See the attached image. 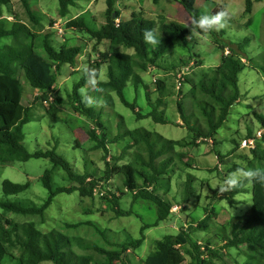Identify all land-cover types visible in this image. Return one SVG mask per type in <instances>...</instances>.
Segmentation results:
<instances>
[{
	"label": "rangeland",
	"instance_id": "obj_1",
	"mask_svg": "<svg viewBox=\"0 0 264 264\" xmlns=\"http://www.w3.org/2000/svg\"><path fill=\"white\" fill-rule=\"evenodd\" d=\"M35 16L41 20L42 27H49V21L66 23L72 18L84 15L88 24L94 29L106 23V11L108 1H112L115 11H120V19L126 21L131 17L132 12H143L145 17L154 20L159 24L160 17H169L178 23L187 25L186 13L182 6L173 0H160L154 4L153 0H79L77 8L71 9L68 18L61 19L58 0H28ZM198 4L197 10L200 15H215L222 10H228L232 13L227 26L220 31H210L204 35H191L187 37L186 45L178 47L176 53L168 55L157 61V67L151 68L148 72H142L143 83L139 87L130 84L125 89V96L129 103L136 105L135 112L142 115L137 118L136 113L131 108L124 105L115 93L111 98H103L105 95L96 93L92 85L88 84L83 90L84 96L91 91L90 97L96 103L92 106L97 111L101 110V123L104 125L106 136H102V128L91 121L85 114L80 115L75 108L79 107L76 99L73 97L74 84L82 77L84 62L94 55V42L86 34L82 37L75 35V39L70 40L71 45L82 47L77 68L65 65L56 85L50 91L51 95L61 98V102L54 108L52 102H36V97L40 94L33 90L28 84L23 83V102L27 106H32L30 115L31 121L24 126L25 141L24 145L29 152H45L56 150V153L67 160L73 170L83 173L85 170L97 172L102 176L106 170V164L103 161L104 149H96L97 141L92 137L94 130L99 140L106 139L105 142L111 155L118 152H124L128 147V137L121 138L127 130L144 128L149 132L157 133L166 140L179 141L174 146V151L165 148L167 152H180L190 158V166L184 165V161L174 157V165L169 167L168 173L172 178L171 194L164 197L165 200L181 206L178 213L170 216L167 220L161 222L158 226L151 227L145 231V243L138 249H132L128 244L141 238V228L144 225H153L157 221V206L151 201L144 199L134 200L132 192L126 193L120 200L118 208L123 212H132L129 216L117 217V215L108 207V204L102 200L104 196L111 197L109 187L100 188L99 194L95 198H82L78 193L59 194L54 199L53 204L45 213V222L39 217H23L9 214L8 217L17 223L34 222L42 232L59 230L68 236L82 238V246L75 245V251L78 254H90L98 262L103 257L97 253L98 248L108 251L119 250V245H126L127 250L122 256L119 264H143L146 257L153 250L154 243L166 235H175L180 232L182 226L193 222L198 224L207 220L208 229L192 231L193 239L204 242L210 240L215 248H223L225 242L221 239L220 230L224 229L228 236L234 226L238 223L242 226L239 218L246 214L249 215L252 206L251 185H246L247 192L235 197L233 201L225 199V191L220 187L225 180L236 173L231 170L234 165L245 170V157L250 156L251 149L255 147L243 146L247 139V132L263 131L262 125L256 119V113L264 116V0H251L252 13H244L246 0H190ZM11 11L7 6L3 7L0 15L4 18L29 23L32 22L26 13V9L20 0H10ZM213 9V12H212ZM215 9V10H214ZM202 12V13H201ZM191 22V20H190ZM65 36H53V45L57 48L66 43L67 38L74 34L66 29ZM35 32L38 30L33 29ZM55 33V31L53 30ZM160 42L162 33L159 29L154 32ZM222 33V34H221ZM67 37V38H65ZM189 38V39H188ZM80 39V41H78ZM158 44L152 45L155 48ZM109 42H104L100 51L108 50ZM229 48L236 56L243 57L248 62L239 74V89L241 93L240 101L237 102L230 111L229 117L224 126L217 132L214 138H203L196 140V134L188 131L184 124V118L180 116L178 103H182L186 113L190 115L193 108V99L188 97L190 91L189 85L178 86L179 73L176 70L181 69V58L189 63V57L192 60L203 63L201 68L195 65L191 68L187 78L198 76L200 72L208 71L222 63L224 50ZM133 53L132 50H127ZM96 54V53H95ZM182 56V57H181ZM94 57V56H93ZM82 66V67H81ZM184 66V65H183ZM187 72V70H186ZM101 80H107V69L103 66ZM157 81V82H156ZM162 81L165 83V89L157 90L156 83ZM155 82V83H154ZM148 87L149 99L146 96ZM98 94V96H94ZM157 99L162 100L160 112L170 122V124H158L149 115L153 107H157ZM85 102V100H83ZM77 103V104H76ZM198 116H200L198 114ZM201 117V116H200ZM186 119H188L186 117ZM196 121L194 125L200 126L201 130H209V125L202 118ZM93 131V132H94ZM100 133V135H98ZM117 136L120 138L117 140ZM152 142H157V147L164 146L162 141H157L152 137ZM236 141L239 145L232 143ZM79 144V145H78ZM263 145V142L260 144ZM128 152H131L129 150ZM128 156L123 161H129ZM112 161L108 159L111 165ZM46 171L51 172V181L53 188L69 187L71 183L67 179L66 172L54 165L49 159H31L26 162H15L11 165H0V197L3 195L2 186L5 180H10L18 184L29 183L30 187L18 196L19 199L31 200L37 205H41L48 197V190L44 187L42 177ZM193 177L194 194L189 204L183 203V184ZM244 178H241L243 180ZM109 186L117 194L118 188L123 187V179L116 176ZM215 192H217L215 194ZM160 193V192H159ZM160 195H163L160 193ZM16 198V197H15ZM13 198V199H15ZM207 218H206V217ZM210 216V219H209ZM67 223L82 226L76 229H68ZM104 236V237H103ZM226 237V236H225ZM223 259L216 264H264L259 262L257 256L254 257L252 251L238 252L235 248H229L222 251ZM257 255V254H256ZM6 264H18L13 260ZM41 264H52L44 262ZM183 264H188V260Z\"/></svg>",
	"mask_w": 264,
	"mask_h": 264
},
{
	"label": "trees",
	"instance_id": "obj_2",
	"mask_svg": "<svg viewBox=\"0 0 264 264\" xmlns=\"http://www.w3.org/2000/svg\"><path fill=\"white\" fill-rule=\"evenodd\" d=\"M26 9V13L33 23L23 21L9 22L3 15H0V165H11L15 162H26L31 159H49L54 168H61L66 172L67 179L71 183L69 187L53 188L51 172L46 171L42 177L44 187L48 190V197L41 205L35 204L31 200L19 199L18 196L24 193L29 187V183L18 184L10 180H5L2 186L3 195L0 197V264L17 261L18 264H41L50 262L52 264H119L123 254L128 249L126 245H119V250L108 251L98 248L96 251L103 257L98 262L90 254H78L75 245L82 246V238L68 236L62 231L51 230L42 232L34 222L17 223L8 217L9 214L23 217H39L45 222V213L53 204L54 199L59 194L78 193L82 198H95L98 189L102 186L109 187L108 193L111 197L101 196L108 207L117 215L129 216L132 212H123L118 208L121 198L129 192L134 195V200L144 199L153 202L157 206V221L153 225H144L141 228V238L130 242L129 247L138 249L145 243V231L151 227L158 226L167 220L171 215V208L174 203L167 201L171 194V176L168 173L169 167L174 165V157L184 161V165L190 166V158L180 152H167L165 148L174 151V146L179 141L166 140L163 136L147 131L144 128L127 130L121 138L128 137V147L124 152L111 155L105 142L106 139L99 140L95 131L91 132L92 137L97 141L96 149H104V162L106 170L98 176L97 172L84 171L78 173L73 170L70 163L56 153V150L45 152H29L25 145L24 126L31 121L32 106H27L23 102V83L28 84L33 90L39 91L36 102L47 100L51 90L58 82L62 69L65 65L77 68L78 58L82 53L81 46L71 45L70 40L75 39V35L82 37L86 34L94 42V57L84 62L82 77L73 86V97L79 103L75 108L80 115H86L97 127L102 128V136H106L104 125L101 123V110L95 107H88L83 102L85 97H90L91 91L84 96L83 90L88 86L86 69L95 70L98 73V82L92 89L96 93L105 95L103 98H111L115 93L119 100L135 112L136 105L129 103L125 96V89L133 84L139 87L142 80V72H147L150 66L157 67V61L166 58L168 55L176 53L178 47L186 45L187 37L190 38L192 21L201 16L190 0H173L183 6L190 15L191 22L183 25L165 17H160L159 24L154 20L145 17L143 12H132L131 17L116 24V19L121 16L120 11H115L112 1H108L106 11V23L99 29H94L88 24L84 15L70 19L66 24V29L73 32L62 46L55 47L53 44V21H49V27H42L41 20L33 13L28 0H20ZM60 18L66 19L71 14L72 8H77L79 0H58ZM160 0H153L158 4ZM10 0H0V14L3 7L7 6L11 11ZM244 13H252L253 5L251 0H246ZM202 13V12H201ZM38 30V31H34ZM159 29L162 38L155 48L145 43V31ZM199 31V30H198ZM66 34V33H65ZM65 34L62 36L64 37ZM199 34L204 35L202 31ZM222 34V33H221ZM188 38V39H189ZM178 40L182 41L179 42ZM79 41V40H78ZM104 42H109L108 50L100 51ZM226 47H223V50ZM132 50L133 53H128ZM96 53V54H95ZM222 63L208 71L200 72L198 76H192L182 80L181 87L189 85L188 97L193 99V108L190 115L186 113L184 105L178 103V110L181 119L188 131L196 134V140L203 138H214L217 132L227 121L231 108L240 100L239 74L244 69L243 57L236 56L232 51L223 55ZM182 57V56H181ZM189 63L194 62L189 57ZM181 64L187 65L183 58ZM196 68H201L203 63L194 62ZM182 65V66H183ZM103 66L107 69V80H101ZM180 70V69H179ZM177 71V70H176ZM264 75V69H262ZM157 82V81H156ZM157 90L165 89V83H156ZM98 94H94V96ZM146 96L149 99L148 87ZM54 108L61 102V98L54 96ZM76 103V104H77ZM162 104L161 99H157V107L149 115L158 124H170L160 112L158 105ZM137 118L142 115L135 112ZM198 114L201 116H198ZM186 117L188 119H186ZM256 119L264 127V116L256 113ZM206 121L209 130H201L200 126H192L196 121ZM100 135V134H98ZM157 141H162L163 147H157V142H152V137ZM253 131L247 132V138H253ZM120 136H117V140ZM255 149H251L250 156L245 157L246 170L253 168H264V146L259 140ZM232 143L239 145L238 142ZM79 145V144H78ZM131 150V152H128ZM128 156L130 160L123 161ZM111 158V165L108 158ZM241 167L234 165L231 170H238ZM116 176L123 179V187L118 188L117 194L108 185ZM193 177L188 178L183 184V203H188L194 194ZM251 185L252 206L249 215L239 218L242 226L238 223L228 236L222 232L221 239L225 242L223 248H215L210 240L199 242L191 237L192 231L196 228L192 224L187 230L181 229L175 235H166L154 243L153 250L144 260L143 264H183L188 260V264H216L223 259L222 251L235 248L241 253L252 251L258 261H264V183L249 181L244 178L239 183L229 188L224 198L233 201L236 196L247 192L246 185ZM106 188V187H105ZM163 195H160V193ZM217 192H215L216 194ZM16 197V198H15ZM15 198V199H13ZM207 218V217H206ZM210 219V216H209ZM193 223V222H192ZM83 224L67 223L68 229H76ZM200 229H208L207 220L197 224ZM226 236V237H225ZM104 237V236H103ZM83 247V246H82ZM257 254V255H256Z\"/></svg>",
	"mask_w": 264,
	"mask_h": 264
},
{
	"label": "clouds",
	"instance_id": "obj_3",
	"mask_svg": "<svg viewBox=\"0 0 264 264\" xmlns=\"http://www.w3.org/2000/svg\"><path fill=\"white\" fill-rule=\"evenodd\" d=\"M182 8H183V6H182ZM183 10L185 11L184 8H183ZM231 15H232V13H230L226 9L217 12L215 15H201L198 18H196V19H194L192 21L191 33H192V35H199V32L200 31H202L203 33H208L210 31H220V30L224 29L227 26L228 20L231 18ZM6 19L9 20V22H11V20H12V18H6ZM115 20H116V24H120L121 23V19L120 18L119 19H116V15H115ZM60 21H61V25L58 22L55 21V23H53V28L52 29L55 31V33L59 37H62L65 34V30H64L63 26H66V24H67L68 21L66 23H63L62 20H60ZM12 22H14V20ZM56 24L59 25V28H57L55 26ZM60 30H62V32H60ZM144 40H145V43L152 44V45H156V44L159 43V40L157 38V35L153 31H145V33H144ZM230 51L231 50L226 47L224 49V55L230 54ZM242 60H243V62L245 64H248V62H246V59L243 58ZM194 65H196V64H194V62L188 63L187 65L182 66L180 70H177V72L179 74L180 73H183V79L185 78V81H186V78L190 74L191 68H193ZM151 68H156V67L155 66H150L148 68V70L150 71ZM186 70H187V72H186ZM85 71H86V76L88 78V83H90L93 86H95L97 84V82H98V73L95 70H88V69H86ZM181 84H182V82H181ZM179 87H181V86H179ZM36 91H38V90H36ZM53 98H54V96H53ZM85 103L87 105H89V106H92V105H94L96 103V101L93 98L85 97ZM262 128L264 129V127H262ZM258 132H261L260 139H262V137H263V131L260 130ZM258 132L256 134H254L253 138H256ZM247 139H251V138H247ZM256 139L258 141L259 138H256ZM241 178H246L249 181H253V182L264 183V168H253V169H249V170H246V171L245 170L238 169L236 173L232 174L231 176H229L225 180L224 184L221 185L220 190L221 191H225V190H227L229 188H232V187L236 186L239 183V181L241 180ZM100 188L98 189L96 195L99 194ZM101 195H103V193ZM176 206L179 207V209L182 208L181 206H179L177 204H174L173 207L171 208V211H170L171 212V215L170 216L175 215L176 213H178L179 210L177 212L173 211V209ZM192 224H194V223L191 222V223L185 224V225L182 226V229L187 230ZM193 227L196 228L198 226L196 224H194ZM196 230H197V228H196ZM222 232H225V230L224 229L220 230V233H222ZM191 237L193 238V233L191 234Z\"/></svg>",
	"mask_w": 264,
	"mask_h": 264
},
{
	"label": "built area",
	"instance_id": "obj_4",
	"mask_svg": "<svg viewBox=\"0 0 264 264\" xmlns=\"http://www.w3.org/2000/svg\"><path fill=\"white\" fill-rule=\"evenodd\" d=\"M57 28H59V25L56 24L55 25ZM60 32H62V30H60ZM182 79H183V73H180L179 76H178V86H181V82H182ZM53 100V96L50 95L49 98L47 100L44 101V103H50L52 102ZM261 137V132H258L256 138H260ZM256 138H251V139H245L244 142H243V146H246V147H255L256 146V141L257 139ZM179 210V207H175L173 209V211L177 212Z\"/></svg>",
	"mask_w": 264,
	"mask_h": 264
},
{
	"label": "crops",
	"instance_id": "obj_5",
	"mask_svg": "<svg viewBox=\"0 0 264 264\" xmlns=\"http://www.w3.org/2000/svg\"><path fill=\"white\" fill-rule=\"evenodd\" d=\"M194 6L197 8V6H198V4H194ZM215 10V9H214ZM212 11H213V9H212ZM169 18V17H168ZM170 19V18H169ZM171 20H173V19H171ZM186 20L188 21V23L187 24H189L190 23V20H191V18L190 17H187L186 16ZM79 41H80V39H78ZM82 67V66H81ZM181 68V67H180ZM137 129H139V128H137Z\"/></svg>",
	"mask_w": 264,
	"mask_h": 264
},
{
	"label": "water",
	"instance_id": "obj_6",
	"mask_svg": "<svg viewBox=\"0 0 264 264\" xmlns=\"http://www.w3.org/2000/svg\"><path fill=\"white\" fill-rule=\"evenodd\" d=\"M113 19H115V14L113 15Z\"/></svg>",
	"mask_w": 264,
	"mask_h": 264
}]
</instances>
